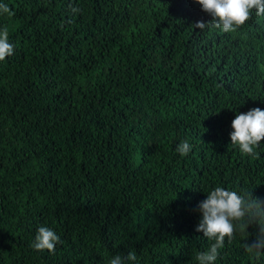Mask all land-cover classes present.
Listing matches in <instances>:
<instances>
[{
    "label": "trees",
    "instance_id": "obj_1",
    "mask_svg": "<svg viewBox=\"0 0 264 264\" xmlns=\"http://www.w3.org/2000/svg\"><path fill=\"white\" fill-rule=\"evenodd\" d=\"M0 5L14 46L0 61V264H198L214 243L196 231L207 193L264 202V141L248 155L230 138L238 113L264 110V15L224 33L194 28L212 20L195 0ZM40 227L54 253L32 247ZM259 231L226 238L215 264H264L245 248Z\"/></svg>",
    "mask_w": 264,
    "mask_h": 264
},
{
    "label": "clouds",
    "instance_id": "obj_2",
    "mask_svg": "<svg viewBox=\"0 0 264 264\" xmlns=\"http://www.w3.org/2000/svg\"><path fill=\"white\" fill-rule=\"evenodd\" d=\"M202 6V10L208 13L212 20L208 23L197 21L193 26L200 30L205 29L211 23L224 33L234 32L243 26L252 15L253 10L257 16L264 15V0H195ZM0 10L9 12L7 5H0ZM79 8H73L72 12H79ZM14 46L9 42L8 30L5 27L0 31V61L11 56ZM234 131L230 134L232 145H238L241 152L254 155V149L264 141V110L254 108L247 113H238L232 121ZM192 146L187 142H181L176 151L181 156L188 155ZM202 213L196 231L203 232L204 236L214 241L209 249L200 252L196 256L198 264H215L219 250L224 247L226 238L231 242L237 231L244 233L249 225H259V235L251 244L246 243L245 248L249 253L259 255L264 251V202L254 198L252 194L245 199L235 191L226 190L217 186L207 193V198L198 205ZM60 243V237L48 227L38 229L32 247L37 251L48 250L54 253L56 245ZM135 262L137 257L134 252H129L126 258ZM109 264H124L121 255L114 256Z\"/></svg>",
    "mask_w": 264,
    "mask_h": 264
}]
</instances>
